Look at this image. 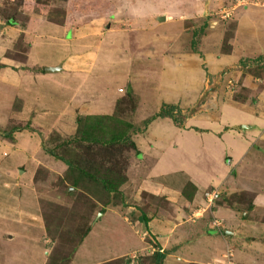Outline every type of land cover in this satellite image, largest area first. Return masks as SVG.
I'll list each match as a JSON object with an SVG mask.
<instances>
[{
    "label": "crops",
    "instance_id": "obj_1",
    "mask_svg": "<svg viewBox=\"0 0 264 264\" xmlns=\"http://www.w3.org/2000/svg\"><path fill=\"white\" fill-rule=\"evenodd\" d=\"M14 1L6 0L12 15L0 21L4 256L17 264L46 260L37 200L18 184L15 165L30 168L18 170L24 177H32L38 159L61 167L43 150L47 135L74 134L81 118L110 117L128 100L130 124L144 128L130 133L134 149L126 152L123 172L110 161L95 166L92 177L80 171L83 186L90 191L97 183V194L113 208L93 221L68 264L149 257L146 235L165 251L160 264H264V220L246 213H264V79L242 74L246 64L238 65L264 54V0L240 7L237 0L204 2V12L232 9L224 52H216L218 42L211 50L181 49L174 35L181 23L164 16L177 10L170 0H79L72 10L71 0H20L17 9ZM56 1L61 15L52 19L47 14ZM232 66L220 82V71ZM228 76L248 90V100L231 99L221 87ZM176 109L192 112L176 125L166 115ZM122 196L142 211L128 205L124 216ZM110 231L113 243L99 238Z\"/></svg>",
    "mask_w": 264,
    "mask_h": 264
},
{
    "label": "rangeland",
    "instance_id": "obj_2",
    "mask_svg": "<svg viewBox=\"0 0 264 264\" xmlns=\"http://www.w3.org/2000/svg\"><path fill=\"white\" fill-rule=\"evenodd\" d=\"M205 1L206 0H170L169 2H172V5L176 6L177 10L165 13V20L169 23L178 20V22L181 23L180 26L174 24V29L176 30L174 35L176 39H181V49H186L185 47L196 49L198 46H204L207 50H211L212 47L209 45H211L212 42H218L216 45V52L227 51L232 37V9L229 10L228 7H222L216 10L208 9L212 10L208 11L209 13L204 12L207 8L204 5ZM78 2L79 0H71L70 9H76L75 7H78ZM244 2L245 0H237L239 7L243 6ZM183 4L186 5L182 6ZM18 5H20V0H15L13 8L17 9ZM51 5V7L49 6L47 16L52 19H58L61 15V3L59 2V4H57L56 1ZM214 7L220 6L215 5ZM11 9L12 3L8 4L6 0H0V21L12 15L11 11H9ZM163 9V12H167V10ZM161 13L157 15L159 16ZM198 18H200L199 22H197ZM152 20L154 21L153 18ZM169 32L172 31L169 30ZM240 61L241 64L238 63V65L246 64V67H243L242 74L259 78V80H261L260 77L264 79V56L260 57L259 55L249 61L243 59ZM233 66L224 68L220 71V82H222V75L232 72ZM228 79L226 83H221V87L228 92L230 91L229 94L231 99L239 102L248 100V90L244 87H240L241 84L237 81L238 79H233V77L230 76H228ZM213 83L212 79L208 82L214 89H217L216 83ZM238 87L240 88L239 90L237 89ZM206 91H208V88H206ZM129 102L128 100L120 102L116 107L114 115L110 117L81 118L74 134L61 136L55 132L49 133L44 140L43 146L47 148V150L50 149L54 155H50L47 150H43L51 159L54 158L56 161L59 160L62 163L61 167H58L56 163L52 165L45 159H38V166L35 171L32 172V177H24L18 170L21 169L22 172H24L29 171L30 168H26L23 163L15 165L16 173L14 172V174H16L20 182L18 184L22 185L23 188L28 186L33 197L37 200L39 213L38 229L40 230L39 246L46 256L44 264H68L76 254V248L86 237L87 231L93 221L100 219L104 212L110 213L111 208H113L110 204L111 201L110 203L108 202L109 198L107 196L97 194L98 189H102L97 187V183L95 186L94 182H92L93 188H90L92 193L87 190V184L83 186L79 178L81 176L80 169L87 170L85 173L83 171L84 178L85 175L92 177L93 175L91 174L95 166L110 161L111 163L119 165L120 168L118 170L123 172L126 152L134 149L132 148L133 143L130 140V133L136 129L140 130L144 128L145 125V123L138 124L137 126L130 124L129 114L131 110ZM190 111L192 112L191 109H187V113L190 114ZM187 113L176 114L174 111H170L166 115L174 124L178 125L182 124V117L186 116ZM149 120L150 119H148V121ZM62 159L69 162L71 166H68ZM72 181H74V184H71ZM100 182L102 183L101 179ZM75 185H77L78 188L74 189L73 186ZM209 193L210 197L208 203L211 205L217 191L213 189L210 190ZM142 196L144 195L142 194ZM122 198L123 201L119 200L118 203L122 206V208L120 207L121 210L127 213L124 214V216L129 218L130 214H128L126 210L129 209L127 206L129 205L131 209H137V211L139 207L136 206L134 202L124 200L123 196ZM139 211L141 212L142 210L139 209ZM246 213L249 218L255 216L259 221L260 218L264 220L263 212H253V214L249 212ZM112 222H114V220L106 221L109 225H112ZM254 222H256V220ZM110 234L111 231L107 232L104 236L99 234V238L106 240L108 243H113L115 237ZM146 238H148L147 241L152 245L153 242L151 237L146 235ZM154 246L156 245L154 244L152 248ZM4 247L5 244L2 243V232H0V264H17L4 256L2 252ZM130 263L152 264V259L151 256L146 257L143 255L139 256V254H132L108 260V262L102 264Z\"/></svg>",
    "mask_w": 264,
    "mask_h": 264
},
{
    "label": "trees",
    "instance_id": "obj_3",
    "mask_svg": "<svg viewBox=\"0 0 264 264\" xmlns=\"http://www.w3.org/2000/svg\"><path fill=\"white\" fill-rule=\"evenodd\" d=\"M9 22V21H8ZM262 56H264V54H262V55H260V57H262ZM169 108L171 107V106H168ZM173 107V106H172ZM176 111H177V113H178V109H176ZM163 113H164V111H163ZM162 113V114H163ZM161 114V111L160 112H157L156 113V115H162ZM148 122V121H147ZM12 130H17V129H12ZM11 130V131H12ZM3 135H9V132H5V133H2ZM44 150H47V148H45L44 147ZM47 152L50 154V155H54V153L50 150V149H48L47 150ZM56 157V156H55ZM62 161H64L63 159H62ZM66 164H68V166L70 165L71 166V164L69 163V162H67V161H64ZM80 170H82V171H87V170H83V169H80ZM141 219H144L142 216L140 217ZM154 244H152V246H153ZM154 248V250H153V252H152V255H151V259H152V264H160V260H161V258L164 256V254H165V251L164 250H160V248L159 247H157V246H154L153 247Z\"/></svg>",
    "mask_w": 264,
    "mask_h": 264
},
{
    "label": "water",
    "instance_id": "obj_4",
    "mask_svg": "<svg viewBox=\"0 0 264 264\" xmlns=\"http://www.w3.org/2000/svg\"><path fill=\"white\" fill-rule=\"evenodd\" d=\"M158 20H163V17H162V16H160Z\"/></svg>",
    "mask_w": 264,
    "mask_h": 264
}]
</instances>
